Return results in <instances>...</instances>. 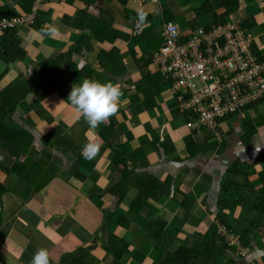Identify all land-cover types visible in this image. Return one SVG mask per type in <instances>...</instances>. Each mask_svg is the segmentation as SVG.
I'll list each match as a JSON object with an SVG mask.
<instances>
[{
    "label": "crops",
    "instance_id": "crops-1",
    "mask_svg": "<svg viewBox=\"0 0 264 264\" xmlns=\"http://www.w3.org/2000/svg\"><path fill=\"white\" fill-rule=\"evenodd\" d=\"M226 1L228 6L225 0H148L139 7L131 0H46L41 24L9 34L25 59L9 63L0 55V92L45 69L48 75L36 77L38 91L29 94L26 107L0 120V185L6 188L0 197V264H29L39 248L48 250L49 264H167L177 249L210 247L207 233L217 223L221 183L230 168L239 185L264 193V100L224 119L218 142L212 131L190 127L192 114L180 108L171 81L152 59L164 45L166 23L177 24L186 41L235 14L264 60V0ZM0 8L6 16H21L31 6L29 0H0ZM139 9L147 17L135 36ZM47 25L60 35H42ZM86 78L119 84L122 92L118 112L94 130L67 101L72 85ZM110 120L115 139L105 132ZM96 137L102 153L85 163L49 145L62 140L74 147ZM121 150L120 161L139 177L123 199L116 165ZM149 179L157 181L161 196L134 209L138 186ZM46 182L45 189L35 187ZM249 194L244 207L226 210L237 236L253 220L258 224L247 234V253L221 252L219 243L203 262L264 264V213L248 209L255 199ZM160 219L166 243L159 248ZM112 237L123 245L115 247L126 249L120 260L107 250Z\"/></svg>",
    "mask_w": 264,
    "mask_h": 264
},
{
    "label": "built area",
    "instance_id": "built-area-1",
    "mask_svg": "<svg viewBox=\"0 0 264 264\" xmlns=\"http://www.w3.org/2000/svg\"><path fill=\"white\" fill-rule=\"evenodd\" d=\"M139 7L148 0H131ZM46 0H35L31 12L0 20V34L31 27ZM235 14L211 28H199L186 41L177 24L164 26V45L153 61L172 83L183 112L192 114V129H207L223 140L222 121L264 100V60L253 51L254 37ZM140 24L134 35L142 34ZM217 234L239 255L247 249L235 233L218 225Z\"/></svg>",
    "mask_w": 264,
    "mask_h": 264
},
{
    "label": "trees",
    "instance_id": "trees-1",
    "mask_svg": "<svg viewBox=\"0 0 264 264\" xmlns=\"http://www.w3.org/2000/svg\"><path fill=\"white\" fill-rule=\"evenodd\" d=\"M34 1L35 0H29V4L31 6L30 11L28 10L29 12H31L32 10ZM225 6H228L226 0H225ZM39 14L40 11H38L35 22L31 27H33L36 23L41 24ZM4 17H6V11L0 8V20ZM242 27L247 29V25L245 23L242 24ZM14 31L15 30H8L5 33H3L4 35L2 36V41L0 43V55L9 63L23 62L25 59V51L21 49L19 41L15 38L10 39L9 37V34ZM47 64H48L47 61L43 62L42 64L43 68H47ZM46 75H48V70L45 69L41 74H34L32 77L28 79L24 77L23 81L20 84H10L2 92H0V120H4V118L7 115L17 112L22 106L23 102L26 101L29 94L38 91V89L34 90V84L38 80L36 79V77L46 76ZM23 105L24 107H26V103H24ZM28 108L31 109V107ZM186 114L188 115V113ZM2 124H0V128L4 125ZM105 132H111L113 133V139L117 138L115 137V126L112 120L108 121ZM103 134L104 133L99 135L102 142L104 141L102 136ZM98 139L99 137H96L92 142H96L98 141ZM96 143L101 144L100 152L102 153L103 144L101 142H96ZM49 145L61 151H64L65 149L67 151H71L75 155V159H78V161L81 163L90 162L89 160H85L81 155V150L84 146V141H81L80 144H77L74 147L67 146L62 140L51 141L49 142ZM110 147H113L112 141ZM47 156H49V154H47ZM122 156L124 157V154L123 151L121 150L120 152H118L117 159L119 158L122 159ZM120 159L116 161V165H118V167L121 169L119 190L121 192L120 195L121 199H123V197L127 194L129 189L137 184L139 177L137 172L134 171L135 169L131 165H129L128 161H120ZM233 167L230 168L229 175L225 176L221 183V190L218 200L219 212L216 215L217 223L207 233V236L210 239L207 245L210 247L200 248L193 246L189 248L183 247L177 249L173 253L168 254L167 258L165 259L167 264H208L207 261L203 262V259L208 260V257L210 256V254L208 255V251L210 250L211 246L218 245L219 243H221L222 247L220 246L219 248V251L221 252H224L225 249H232V247L226 243L224 238L221 237L219 234H217L218 225H223L228 229H231V226H229L227 222L229 216L227 215L226 210L229 211L235 210V208H237V206L240 205L244 207L246 201L245 199L248 198L247 193L249 194V192H253V194L255 195V199L252 202L253 204L251 206H247L248 209L263 215L264 193L261 192L258 193L254 191L251 185L249 186L246 185L245 187L239 185L232 177L234 171ZM49 177L52 176L49 175ZM145 183L147 185L140 184L138 186L139 194L132 206L134 207V209H136V206L138 205H141L143 206V208H145L148 200L153 199L155 201H158L159 197L161 196V193L157 190V181L155 179H149L145 181ZM46 186H47V182L43 183V185H41L40 187L39 186H35V187L37 189H45ZM5 189H6L5 187H2L0 185V197L5 192ZM139 212H141V210ZM157 225L159 226V228L155 234V238L158 241V247L160 248L162 245L166 243L165 241H163V239L166 237V231L164 228L166 226V222L160 219L157 222ZM256 225L258 224L255 223V220H253L249 226L244 227V229L241 230L238 239L241 241V243L244 246L249 242V237H247V234L249 233V231L254 230ZM115 244L123 246L120 240H118L116 237H112L108 242L107 250L113 254L115 260H120L126 249H119L115 247ZM224 247L225 249H223Z\"/></svg>",
    "mask_w": 264,
    "mask_h": 264
},
{
    "label": "clouds",
    "instance_id": "clouds-1",
    "mask_svg": "<svg viewBox=\"0 0 264 264\" xmlns=\"http://www.w3.org/2000/svg\"><path fill=\"white\" fill-rule=\"evenodd\" d=\"M147 13L143 9L137 11V23L144 24ZM41 34L49 37L60 35L58 27L47 25L41 29ZM119 84L101 83L95 79H84L72 85L67 101L74 108L77 117H82L89 128L97 129L102 123L118 112L121 102ZM101 144L89 141L84 144L81 155L85 160L94 159L99 153ZM29 264H49V252L39 248L33 254Z\"/></svg>",
    "mask_w": 264,
    "mask_h": 264
}]
</instances>
